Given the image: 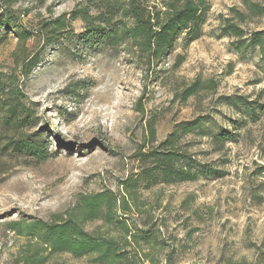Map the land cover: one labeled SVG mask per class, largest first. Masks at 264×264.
Masks as SVG:
<instances>
[{"label": "rangeland", "instance_id": "obj_1", "mask_svg": "<svg viewBox=\"0 0 264 264\" xmlns=\"http://www.w3.org/2000/svg\"><path fill=\"white\" fill-rule=\"evenodd\" d=\"M149 1L160 9L165 0ZM246 1L209 0L202 38L190 46L180 39L155 63L129 45L91 47L81 19L46 45L44 25L61 16L70 20L86 0H0V16L10 10L35 34L20 45L0 28V39L6 35L0 81L16 87L32 113L29 122L6 121L0 100V264H12L29 243L11 224L53 221L67 216L81 196L106 191L132 207L129 224L158 230L163 260L172 253L176 264H264V113L251 116L244 105H264V59L258 49L238 53L224 28L229 20L245 38L264 31V18L248 16ZM251 1L264 7V0ZM37 54L41 64L29 73L28 61ZM11 98L3 94L4 101ZM204 117L236 141L218 144L194 133L176 147L218 173L180 183L139 177L153 165L146 156L178 124ZM30 140L45 161L16 148ZM135 180L131 196L126 189ZM100 227L106 232L101 221L87 230ZM48 264L91 262L63 254Z\"/></svg>", "mask_w": 264, "mask_h": 264}, {"label": "trees", "instance_id": "obj_2", "mask_svg": "<svg viewBox=\"0 0 264 264\" xmlns=\"http://www.w3.org/2000/svg\"><path fill=\"white\" fill-rule=\"evenodd\" d=\"M85 3V8L71 13L70 20L61 16L44 25L48 36L46 45L55 44L69 33L73 21L81 19L86 25L84 40L91 47L108 46L116 50L129 45L139 58L159 63L175 51L180 39L185 46H190L202 38L206 13L210 8L209 0H165L160 9L151 8L149 0H86ZM246 13L264 18V7L249 0L246 1ZM0 28L13 32L20 45L27 44L35 35L23 29L10 10H5L0 16ZM224 28L229 37L236 39L234 48L238 53L258 49L264 59V31L251 33L245 38L244 31L229 20ZM4 38L6 35L0 41ZM40 62L41 55L31 58L26 67L28 72H32ZM3 94L13 98L4 101ZM187 94L189 97L194 95V88ZM21 99L22 94L16 87L4 86L0 81V100L8 113L6 121L10 119L16 124L29 122L31 110L23 105ZM244 105L246 113L251 116L264 113V105L245 102ZM238 123L234 122L235 130H238L235 128ZM214 129L209 117L178 124L172 134L146 156L153 165L139 177L154 179L156 183H180L195 182L202 176L218 173L193 161L187 152L176 147L181 138L194 133L210 136L218 144L236 141L235 134ZM16 148L25 150L39 161L47 158L31 140L18 143ZM138 184L135 180L126 191L131 196L135 195ZM132 210L124 198L106 191L81 196L67 216L55 217L53 221L11 224V231L29 241L12 264H48L52 257L63 254L77 259L88 258L91 264H176L172 253L162 259L166 249L158 230L129 224L128 214ZM96 221L104 224L106 232H101V227L92 232L87 230L88 224Z\"/></svg>", "mask_w": 264, "mask_h": 264}]
</instances>
